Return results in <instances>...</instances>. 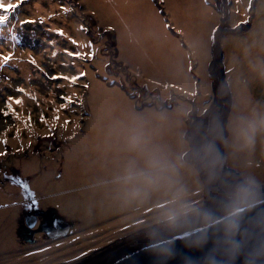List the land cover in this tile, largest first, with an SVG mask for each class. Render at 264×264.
I'll list each match as a JSON object with an SVG mask.
<instances>
[{
	"label": "rangeland",
	"instance_id": "374dc122",
	"mask_svg": "<svg viewBox=\"0 0 264 264\" xmlns=\"http://www.w3.org/2000/svg\"><path fill=\"white\" fill-rule=\"evenodd\" d=\"M215 1L4 0L17 7L7 13L8 21L0 24V110L6 109L9 96L23 99V104H13L19 119L0 113V141L7 140L0 143V152L6 153L0 156V174L10 173L18 183L27 178L36 201L47 189L52 192L53 199L42 195L41 209L53 212L72 229L48 242L39 225L33 228L32 243L20 230L24 228V205L17 208L19 217L13 207H3L0 218H15L18 236L8 238L13 226L10 221H0V264H6L2 259L10 256H15L11 259L14 264L17 260L20 264H52L80 256L85 258L81 264H93L133 240L164 235L176 225L190 222L194 215L175 220L165 216L172 211L170 200L161 203L160 211L153 215L144 214L142 202L139 208H127L134 197L123 182L125 165L119 156L126 152L132 114L144 117L151 144L164 146L190 164L198 158L197 146L208 149L217 136V126L221 127L220 134L226 136L223 144L218 142L225 160L220 171L232 179L227 186L252 180L257 195L264 192V0H226L222 4L219 0V8ZM0 14L5 13L0 10ZM90 16L100 26H108L103 30L116 32L118 47L111 49L100 28L88 32ZM239 22L243 26L236 31ZM220 29L224 33L220 42L222 72L219 74L214 65L209 77L214 64L210 47ZM73 51H94L95 57H75L70 55ZM5 55L11 56L8 62L2 59ZM81 71L87 75L75 85L51 78ZM218 77L226 80L232 101L224 127L223 109L230 94L220 87L213 100ZM21 87L25 94L16 91ZM29 94L36 99H30ZM64 96H72L75 103L60 109V119L55 121V110L66 103ZM204 108L209 113L198 116ZM161 114L166 118L158 119ZM29 116L31 122L26 126ZM193 116L196 120L190 124ZM65 120L71 123L65 125ZM241 120L257 124L251 148L242 146L236 137ZM96 155L100 160L95 167L93 161L92 168L88 161ZM61 167L64 169L58 173ZM193 167L196 171L184 169L182 176L193 184L188 188V202L201 210L209 185L204 179L208 168ZM97 172L101 175L95 178ZM39 181L42 187L36 190ZM20 184L26 191L24 183ZM118 184L122 187L116 188ZM221 184L214 190L233 201L228 195L230 188ZM198 186L200 196L195 199L190 195H195ZM9 189L3 185L0 192ZM150 191L140 196L146 203L157 196V191ZM9 192L21 194L19 189Z\"/></svg>",
	"mask_w": 264,
	"mask_h": 264
},
{
	"label": "water",
	"instance_id": "95a60500",
	"mask_svg": "<svg viewBox=\"0 0 264 264\" xmlns=\"http://www.w3.org/2000/svg\"><path fill=\"white\" fill-rule=\"evenodd\" d=\"M223 25L228 26L225 22ZM230 31L233 29H228ZM220 37L221 31L215 34L211 45L214 61L211 65L218 67L219 74L222 72ZM220 87L229 93L224 77H219L215 82L214 100L220 91L217 93L216 90ZM227 97L222 127L226 124L232 103L231 94ZM219 136L222 143L226 134L224 132ZM220 154L222 156V146ZM203 183L205 187V182ZM206 188L208 187H205L203 194L201 215L191 216L188 219L190 222L184 223L186 225H176L164 235L153 234L151 238L135 240L136 242L120 248L101 264H264V192L256 195L254 200L249 199L250 206H241L235 201H228L223 206L216 196L207 193ZM236 209L239 211L232 217L236 224L233 229L226 223V218ZM47 215L51 218L50 222L44 223L42 228L49 237L69 230V223L53 212Z\"/></svg>",
	"mask_w": 264,
	"mask_h": 264
},
{
	"label": "clouds",
	"instance_id": "9594fccd",
	"mask_svg": "<svg viewBox=\"0 0 264 264\" xmlns=\"http://www.w3.org/2000/svg\"><path fill=\"white\" fill-rule=\"evenodd\" d=\"M180 114L182 113H178V115ZM165 118L163 114L158 117V119ZM145 123L142 116L132 114L129 117L125 151L143 157L146 165V169H136L135 159H130L127 162L123 182L130 189V195L140 197L146 195L150 189L164 187L171 193L169 204L173 206L171 212L165 213L169 220L188 215H201L200 210L187 200L188 192L181 183L182 171L193 167L194 164H199L204 168L219 167L223 163V157L210 145L206 152L194 160L193 164L186 163L182 156H173L164 146L151 144L150 136L145 131ZM216 131L219 135L218 126ZM256 132V123L241 120L235 134L237 139L242 142V146L251 148ZM228 195L241 206H250L249 199H255L257 195L255 182L247 180L239 186L232 187L228 190ZM236 211L239 209L231 212L226 218V223L233 229L236 224L232 217L236 215Z\"/></svg>",
	"mask_w": 264,
	"mask_h": 264
},
{
	"label": "flooded vegetation",
	"instance_id": "af4514ba",
	"mask_svg": "<svg viewBox=\"0 0 264 264\" xmlns=\"http://www.w3.org/2000/svg\"><path fill=\"white\" fill-rule=\"evenodd\" d=\"M223 1L226 2V0H221V4H222ZM218 2H219V0H216V3H217L218 8H219L220 6H219ZM87 19L89 20L88 21L89 23L87 24L88 32L91 30V28H95V27L96 28H100V30L102 31L100 34L103 33L102 37L105 36L106 38H108L107 39V44L111 46V49H112V46L118 47L117 43L119 42V39H118V36L116 34L114 35V33L112 31H110V30H103L105 28L103 26H100L98 24L97 20L94 17L90 16ZM83 24H85V21H83ZM241 26H243V22H239L237 24L235 30L237 31ZM220 31H223V29H220ZM206 110L207 109L204 108L197 115L199 116V115H202L203 113H209V111H206ZM194 120H196V116L194 117V119H190L189 123L192 124V121H194ZM194 123H197V122H194ZM21 181L24 183L23 185L26 186V188H27L26 191L23 190V188H22V186L20 184ZM27 184H28L27 183V178H24V179L20 178L19 183H18V180L13 178V177H11L10 173L9 174L8 173L0 174V185H1V187L3 185L4 186L8 185L10 187H13V192H15L17 189H19L21 191V194H19V195L15 194V193H12V192H0V208H3V207L7 208V206H11V207H13L14 211H17V205H19L20 207L21 206L23 207V205H24L23 209L26 210L25 211L24 220H23L24 228L20 229V230L23 231V236L27 237L32 243H35L34 236H33V232L35 230H33V228L37 227L39 225H40V229H39L40 232L42 233L44 238L48 240V242L51 241V240L54 241L55 239H59L61 237H64L65 234H67V233L62 234V235L48 237L47 234L44 232V230L42 228V225L44 223H49L51 218H48L47 213H45V211L41 209L43 207V204L39 200L41 199L42 196L40 198H38V200L36 201V199H35L36 193H34V191L30 192L31 189H30L29 185H27ZM8 193L15 194V195L13 197H10L8 195ZM37 196H39V195H37ZM33 201L38 202V205H32ZM17 220H18V217H17ZM11 225L13 226L12 229H11V234H9L7 237L8 238H11V237L15 238V237L18 236L15 218H14V221L11 223ZM71 229H72V227H70L69 230H71ZM112 242H115V241H112ZM32 243H30V244H32ZM111 244H112L111 242L108 243L109 246ZM95 250H93V251H95ZM89 252H91V251H89ZM91 254H93V252H91ZM81 258L82 257L80 256L78 258L62 259V260H59V261L54 262L52 264H55V263H58V264H81L82 261L85 260V258H82V259ZM2 260H4V259H2Z\"/></svg>",
	"mask_w": 264,
	"mask_h": 264
},
{
	"label": "bare ground",
	"instance_id": "6f19581e",
	"mask_svg": "<svg viewBox=\"0 0 264 264\" xmlns=\"http://www.w3.org/2000/svg\"><path fill=\"white\" fill-rule=\"evenodd\" d=\"M112 25V23H110V26ZM103 27H108V26H106V25H103ZM112 32L114 33V35L116 34V32H114V30L112 29ZM90 39H91V37H90ZM92 40V39H91ZM221 53H222V49H221ZM208 75H209V73H208ZM209 77H210V75H209ZM219 95V94H218ZM213 98H214V96H213ZM214 100V99H213ZM161 108V107H160ZM227 120V119H226ZM222 126V125H221ZM199 129H200V127L197 129V131H199ZM222 131H221V127H220V129H219V135H220V133H221ZM219 135H217V136H215L214 138H213V143H212V145L211 146H213L219 153H220V146H219V144H218V142H219V138H220V136ZM222 144H223V140H222ZM197 150H198V152L196 151V153L198 154L197 155V157L200 155V154H203L204 152H206L207 151V149H199V147L197 146ZM199 151H201V152H199ZM126 153H128V152H122V155L121 156H119L120 158H119V160H121V162H123L124 163V165H125V169H124V173H125V175H126V165H127V162L130 160V159H135L136 160V165L135 166H138V165H140L141 164V167L140 166H138V168L139 169H141L143 166H144V164H145V162H144V159H142L141 158V156H139V155H135L134 154V156H133V154H130V153H128V154H126ZM100 155V154H99ZM99 155H96V156H91V158H90V160L88 161L89 162V164H90V166L92 165V162L94 161V166L93 167H95L96 166V162H98L99 160H100V157H99ZM221 155V154H220ZM101 157H102V155H100ZM222 157H223V155H222ZM86 159H88V157L87 158H83V160H86ZM107 161H109L108 159H107ZM188 163V162H187ZM193 163V162H192ZM225 163V160H223V164ZM85 164V163H84ZM190 164V163H189ZM246 166L247 167H251V166H254V164H252V165H249V164H247L246 163ZM92 167V166H91ZM92 167V168H93ZM193 168V170H194V167H192ZM62 169H64V167L62 168H60L59 169V171H58V173H60V171L62 170ZM105 169H110L109 167L108 168H105ZM208 171V173H207V175L206 176H204V179L208 182V189L206 188V190H207V193L208 194H210L211 193V195L210 196H216V198L221 202V204H223V206H225L227 203H228V201L227 200H225L224 199V197H223V194L221 195V194H218L214 189H216L214 186L215 185H217V184H220V183H222L223 185H224V188L225 189H228V188H230V186H227V184L226 183H228V181H232V179H231V177L230 176H228V175H226L225 173H223V172H221L220 171V166L219 167H208V169H207ZM194 171H196V170H194ZM123 173V174H124ZM48 175V177H50V174L48 173L47 174ZM52 175V174H51ZM94 175H97L95 178H98V177H100V173L99 172H97V173H95ZM196 175H197V173H196ZM199 175V174H198ZM53 176V175H52ZM257 177H259V175H257ZM199 178V177H198ZM49 179V178H48ZM107 180H109V179H107ZM183 180L187 183V184H185V185H183V186H185V188H186V190H187V192H190V190L188 189L189 187H191V185L193 186V184L191 183V181H190V179L189 178H186V177H184V176H182L181 175V182H183ZM40 182H42V181H39V183H38V185H39V188L37 189V187L35 186V189L36 190H39V189H41V187H42V185H41V183ZM213 184V185H212ZM221 184V185H222ZM228 184H230V183H228ZM118 186H120V187H122L121 186V184H118L117 186H116V188L118 187ZM210 186L213 188V190L210 188ZM47 189V188H46ZM199 186H198V189L196 190V193H197V195H196V193H195V195L193 194V193H191V195L190 196H192V197H194L195 199H199V196H200V193H199ZM9 190H11V191H13V188L11 187V189H9ZM9 190H8V192H9ZM48 190V189H47ZM46 190V192H43V193H41V192H39L38 191V193H41L40 194V196H45V197H47L48 198V195H49V198H51V199H53V194H52V192H49V191H47ZM152 191H154V192H156L157 191V196L159 197V199L157 198V196H154L155 198H148V203H146V201H144V199H142L141 197H134L133 199H131V200H129V202H128V205H127V208H139V207H137L139 204V202H142L141 203V206H140V208H142L143 210H144V214L145 215H153L154 213H156V212H158V211H160L159 210V206L161 205V203H166L167 201H169L170 199H171V193L166 189V188H164V187H159V188H155V189H152ZM152 191H150V192H152ZM8 195L10 196V197H13L15 194H11V193H8ZM153 195V194H152ZM254 200V199H253ZM252 200V201H253ZM43 198L41 197V200H40V202L41 203H43ZM144 204V205H143ZM10 208L11 206H7V208ZM17 208H20V206L19 207H17ZM145 208V209H144ZM1 209V208H0ZM11 209V208H10ZM125 211V210H124ZM123 211V212H124ZM148 211V212H147ZM17 212H18V210H17ZM123 212H122V214H123ZM20 216V214H19V212L17 213V216ZM18 216V217H19ZM8 217V216H7ZM0 221L1 222H3V219L2 218H0ZM6 222H8V221H10V224L14 221V218H12V219H7V220H5ZM175 224V223H174ZM173 224V225H174ZM187 224V223H186ZM186 224H181L180 226H184V225H186ZM0 225H2L1 223H0ZM170 226H172V225H170ZM170 226H168V227H166V229L167 228H169ZM171 230H173V229H171ZM171 230L170 231H168V232H171ZM158 235H160V234H158ZM149 238H151V237H149ZM153 238V237H152ZM133 242H136L135 240H133ZM15 247H17V245H15V244H13ZM116 252V251H115ZM114 252V253H115ZM114 253H112L111 254V256L114 254ZM15 256H10V257H5L4 258V260H3V263H5L6 262V264H14L15 263V261L14 260H11V259H13ZM102 259H104V258H102ZM109 258L108 257H106L104 260H108ZM104 260H101L100 262H96V263H93V264H101V262H103ZM23 263V262H22ZM17 264H20V261L19 260H17Z\"/></svg>",
	"mask_w": 264,
	"mask_h": 264
},
{
	"label": "snow or ice",
	"instance_id": "6c2138e0",
	"mask_svg": "<svg viewBox=\"0 0 264 264\" xmlns=\"http://www.w3.org/2000/svg\"><path fill=\"white\" fill-rule=\"evenodd\" d=\"M16 7H17V4L10 3V2L9 3H5L4 0H0V10H2L3 13H5V14H0V24H4V23H6L8 21L9 17H8L7 13L10 12L11 10L15 9ZM24 22L25 21H21V23H24ZM28 22H30V21H28ZM60 34L63 35V32L61 31ZM71 43L73 45H77V41L76 40H71ZM87 46L89 48L92 47L91 43H89ZM70 55L75 56V57H81V56L87 55L88 57L94 58L95 57V52L94 51H90L88 53H83V52H80V51H73V52L70 53ZM2 59H3L4 62H8L11 59V56L10 55H5V56L2 57ZM31 63L33 65H35L36 61L32 60ZM86 75L87 74L85 72L81 71V72H79L76 75H60V76H53L51 78L52 79H62L64 81H67V82L75 85L76 82L80 78L85 77ZM85 87H87V85H85ZM16 91L21 93V94H25L26 93V90L24 88H22V87L21 88H17ZM29 98L33 99V100L36 99V97L31 96L30 94H29ZM62 99L64 101H66V103L62 104L60 106V108L55 110L56 113H57V115H55L53 117V119L55 121H59V119H60V117H59L60 109H65L66 110L70 104L75 103V101L73 100L72 96H64V97H62ZM13 104L21 105V104H23V99L17 98V97H13V96H9L7 98V100H6V109L0 110V113H2L4 116L12 115V116L16 117L17 119H19V116L16 114V111H15V108L13 107ZM40 119H41V121H43L45 119L43 114H41ZM30 122H31V116H29L28 119L25 121V125L26 126L29 125ZM64 123H65V125H67V124L71 123V121L70 120H65ZM17 135H19V130L17 131ZM0 143H5L6 144L7 140L4 139V140L0 141ZM5 154L6 153H4V152H0V156H4ZM32 205H38V202L33 201Z\"/></svg>",
	"mask_w": 264,
	"mask_h": 264
}]
</instances>
